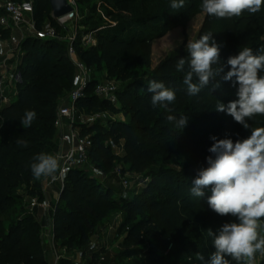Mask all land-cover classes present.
Listing matches in <instances>:
<instances>
[{
	"label": "trees",
	"instance_id": "16d2710c",
	"mask_svg": "<svg viewBox=\"0 0 264 264\" xmlns=\"http://www.w3.org/2000/svg\"><path fill=\"white\" fill-rule=\"evenodd\" d=\"M196 9L197 4L184 3L183 8L172 9L169 6L166 13L154 11L139 16L136 21L120 19L106 32L97 33V45L90 48L93 52L100 51L107 75L122 81L130 79L125 89L117 90L116 94L129 107L131 121L112 122L103 131L104 139L116 145L122 143L125 157L137 173L147 170L156 153H182L185 158L181 171L167 174L168 188L164 195L151 196L149 201H135L126 210L127 218L139 209L148 212L130 228L123 241L125 246H130L152 238L156 245L146 253L150 259L148 264H201L198 255L207 260L215 251L208 230L217 232L224 223L234 222L236 218L220 216L208 206L210 188L205 189L202 198L191 195V183L199 170L208 167L206 158L212 155L208 149L215 142L213 137L216 140L231 139L235 143L250 136L251 127H264V116L252 117L249 120L251 127L244 129L230 115L215 110L218 101L227 105L238 98V84L229 89L235 95L233 98L225 96L224 84L215 91L207 85L197 96H189L183 83L184 76L169 72L174 64L168 60L161 62L147 80L139 77L140 74L146 75L143 66H149V46L143 36L144 28L159 21L164 29H169ZM50 10L49 0H35L34 16L39 28L42 18L50 15ZM219 23L224 28V43L228 45L226 53L230 56L237 55L244 48H251L254 53L264 49V7L258 13L220 19ZM241 25L248 32L239 33ZM74 46L76 55L88 65L90 50L84 49L80 39ZM23 48L26 54L21 65L23 81L18 94L9 104L0 105V264H46L41 247V224L27 207L29 197L42 196L39 181L32 175L30 165L33 157L46 153L55 140L57 99L63 89L70 86L74 74L67 47L60 41L27 38ZM62 49H65L64 53H61ZM180 58L185 56L179 55L170 61L176 62ZM151 80L163 82L175 92L176 99L169 106L173 109L171 113L156 114L159 106H152V94L147 91V81ZM40 83L45 86L40 87ZM95 83L96 79L91 78L86 97L78 104L116 111L109 102L100 100L93 93ZM134 87L145 89V94L139 92L138 97V92L132 90ZM212 99H215V104H208ZM26 110L36 113L30 127H23L20 123ZM168 115L177 119L187 116L188 122L182 130L160 127L163 123L177 127L175 122L167 120ZM168 131L169 137L163 138ZM92 140L89 158L95 159L98 170L107 173L116 156L105 152L102 144L97 143L96 136H92ZM157 185L158 182L152 181L146 192L151 193ZM109 195L110 190L102 188L87 172L71 170L53 208L55 240L67 251L85 243L90 231L119 207L108 198ZM166 242H172L173 250L165 254L159 249ZM230 264L236 262L230 261Z\"/></svg>",
	"mask_w": 264,
	"mask_h": 264
},
{
	"label": "rangeland",
	"instance_id": "374dc122",
	"mask_svg": "<svg viewBox=\"0 0 264 264\" xmlns=\"http://www.w3.org/2000/svg\"><path fill=\"white\" fill-rule=\"evenodd\" d=\"M119 1L120 2H118V0H78L76 2V19L70 23L67 28L56 26L51 15H45L42 18L40 28L41 30H47L50 27L54 28L57 32V37H59V41L64 44V47H67L68 39L71 36H75V41L79 40L83 33H90L92 36H96L99 32H106L109 26L115 25L120 19L136 21L139 20V16L154 11L166 13L171 4V0ZM202 2L203 0H185L184 3L197 4V9L181 23L169 29H164L162 23H159V21L152 23L148 28H144V32L142 31L143 36L148 40L147 44L149 46V66H143L144 68L142 70H145L146 75L140 74L139 77H142L143 80H147L150 78L149 75L151 72L165 60L171 62V65L174 64V68L169 72L185 76L187 65L185 72H177L175 66L178 61L174 62L170 60L174 57H179V55L185 56L187 60L189 58L186 48L187 42L198 40L202 35L208 33H212V39H214L217 44L221 45L220 59L225 66V72L229 70L227 59L230 55L226 53L228 45L224 43V28L219 23V18L209 16L202 11ZM134 26V28L138 30L136 25ZM238 32L242 34L248 31L241 25ZM8 35L7 33L3 34L0 36V40L3 41ZM238 43L240 44V41H238ZM82 45L84 49L90 50L91 47L97 45V41L95 44L89 42L82 43ZM64 51L65 49H62L61 53H64ZM5 54L6 51L0 47V59L4 58ZM76 57L79 59V55H76ZM9 58L13 60L16 58V54ZM137 58L142 61L138 55ZM87 60L88 65H85L90 71L91 78L96 79V81L106 79L115 80L118 92L125 89L130 79L122 81L116 79L114 76L107 75L105 64L100 59V51L93 52L90 50ZM215 83L216 81L210 82L208 85L210 87L208 88L215 91L213 88ZM223 84L225 86V96L228 95V97L233 98L235 95L229 90L231 87L235 86L233 82L221 80L220 86ZM39 86L45 85L40 83ZM73 86L74 79H72L70 86L64 88L59 94L57 99L59 105L65 102ZM217 89L218 88H216V90ZM132 90L138 92V97L140 94H145L146 92L145 89L135 87L132 88ZM132 100H135V97ZM107 102L117 110L112 111L110 108L99 109L82 103L77 104L76 109L78 116L76 120L80 130L91 136H96L97 143L102 144L105 152L115 154L116 159L113 161L107 173L101 172L96 168L97 163L93 158H89L87 163L79 168V170L87 172L94 177L102 188H108L110 190L108 198L114 200L119 207L112 210L105 219L90 231L85 243L78 244L73 250L69 251L70 253L66 251L62 264H90V262H95L99 257L104 258V264H148L150 259L146 253L155 249L156 245L152 238H146L136 245L125 246L123 244L124 238L130 228H132L137 221L146 217L148 212L145 209H139L132 217L127 218L126 210L135 204L133 203L135 201H149L151 196H157L159 194L164 195L168 188L167 174H171L173 171H181L182 163L185 160L182 153L171 155L169 152H160L154 155L145 172L137 173L133 171L125 157L122 143L116 145L111 140L104 139L103 134V131L105 132L112 122L129 123L132 113L128 112L129 107L126 105V102L117 98V94L112 96L111 101ZM207 103L214 105L215 99ZM156 114H165V110L159 107L156 109ZM214 119L216 120L215 117ZM160 127L167 128L168 130L178 129V127H174L171 124L164 123L161 124ZM168 134H170L169 131L163 135V138L169 137ZM38 181L42 196L34 197H36L37 201L42 202L44 200V195L41 187L43 186L47 192L50 186L46 185L45 182L42 185L41 183L43 181L41 182L40 179H38ZM152 181L158 182V185L154 191L148 193L146 190ZM57 191L59 190L57 189ZM53 193L52 197L54 198L56 194L55 192ZM38 211L41 213L40 217H43L45 224L49 226L51 222L48 218L47 210L39 209ZM52 213L53 210H50L49 214L52 215ZM161 242L162 241H160V243ZM171 243L172 242H166L159 250L165 251V254L169 251L171 252L173 250ZM59 245L58 243V246Z\"/></svg>",
	"mask_w": 264,
	"mask_h": 264
},
{
	"label": "clouds",
	"instance_id": "9594fccd",
	"mask_svg": "<svg viewBox=\"0 0 264 264\" xmlns=\"http://www.w3.org/2000/svg\"><path fill=\"white\" fill-rule=\"evenodd\" d=\"M185 0H171L172 9L184 7ZM264 7V0H203L201 9L219 19L241 17L244 13L255 14ZM188 59L180 58L177 72H185L183 83L189 96H197L210 82L213 88L220 87V81L238 84L237 99L227 105L217 102L215 110L225 112L241 124L244 129L251 126L254 116H264V49L254 53L244 48L237 55L227 59L229 70L221 63V45L212 39V33L202 35L198 40L186 44ZM217 65V67H213ZM223 74V75H222ZM195 77V81H194ZM219 78V79H218ZM147 91L152 94L151 104L171 113L169 107L176 99L175 92L163 82L151 80ZM36 119L35 111L26 110L20 123L30 127ZM169 122H175L183 129L187 116L177 119L168 115ZM208 149L212 154L206 158L208 167L198 171L191 183L190 193L202 198L205 189H211L208 206L220 216L236 218L224 223L217 232L208 230L215 251L201 264H255L257 253L264 256V127H251V134L235 143L231 139L216 140ZM19 143L26 144L20 141ZM59 168L57 158L51 154L38 153L30 165L36 179L53 175ZM230 258V259H229Z\"/></svg>",
	"mask_w": 264,
	"mask_h": 264
},
{
	"label": "built area",
	"instance_id": "2783aa9c",
	"mask_svg": "<svg viewBox=\"0 0 264 264\" xmlns=\"http://www.w3.org/2000/svg\"><path fill=\"white\" fill-rule=\"evenodd\" d=\"M71 6V11L54 17L50 10V15L57 26L67 28L70 23L76 19V0H66ZM35 0H0V36L9 34L3 41L0 40V47L6 51L4 58L0 59V105H7L13 101L23 81L21 65L25 57L23 43L27 38H40L45 40H58L57 32L50 27L47 30H41L37 26L34 16ZM1 32H4L3 34ZM1 39V38H0ZM96 37L90 33H83L80 37L81 43H96ZM75 36L68 39L67 55L74 68V86L68 93L65 102L61 103L57 109L54 127L56 129L58 149L54 152L59 162L58 170L51 176L44 177L46 185H56L61 193L68 173L73 169H79L89 160L90 149L93 145L92 136L84 133L77 125V104L86 97L87 89L91 81V75L88 67L76 57ZM16 58L10 60V56ZM118 88L115 80L96 81L93 93L104 101H111L112 96ZM44 192L46 191L45 188ZM27 207L29 212L34 209L52 208L48 200L39 202L36 197L28 198ZM54 238V231H53ZM104 258L99 257L90 264H104ZM264 256L256 255L255 264H261Z\"/></svg>",
	"mask_w": 264,
	"mask_h": 264
},
{
	"label": "crops",
	"instance_id": "0c3cea01",
	"mask_svg": "<svg viewBox=\"0 0 264 264\" xmlns=\"http://www.w3.org/2000/svg\"><path fill=\"white\" fill-rule=\"evenodd\" d=\"M59 146L58 140H57V135L55 137V140L53 143L50 145L49 149L47 150V154L53 155L54 152L57 151ZM44 177L40 178L41 182L44 181ZM42 184V183H41ZM44 195V200H48L52 204V208H41L38 207L34 209V216L36 220H38L41 224V229H40V236H41V247L43 251V257L46 262V264H62V261L65 258L66 254V249L62 247L61 245L58 246V243L55 238H53V231H54V219L53 215H50V210H53L55 204L57 203L59 196H60V191H57V186L52 185L50 189L46 192H44L43 186L41 187ZM55 192L56 196L53 198L52 195ZM39 209H45L48 212V218L51 222L49 223V226L45 224V221L43 217H40L41 213L38 211ZM68 253H70L68 251Z\"/></svg>",
	"mask_w": 264,
	"mask_h": 264
},
{
	"label": "water",
	"instance_id": "95a60500",
	"mask_svg": "<svg viewBox=\"0 0 264 264\" xmlns=\"http://www.w3.org/2000/svg\"><path fill=\"white\" fill-rule=\"evenodd\" d=\"M49 5L54 17H59L71 11V6L66 0H49ZM63 189L61 190V192Z\"/></svg>",
	"mask_w": 264,
	"mask_h": 264
}]
</instances>
